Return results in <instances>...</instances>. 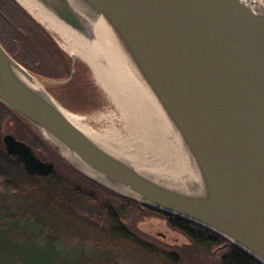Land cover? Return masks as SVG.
<instances>
[{"label": "water", "instance_id": "obj_1", "mask_svg": "<svg viewBox=\"0 0 264 264\" xmlns=\"http://www.w3.org/2000/svg\"><path fill=\"white\" fill-rule=\"evenodd\" d=\"M33 1L87 45L101 41L113 53L190 175L164 176L89 137L1 43L0 103L85 177L213 231L264 264V2ZM74 74L73 64L65 82ZM2 142L26 173H54V162L39 159L25 141L5 135ZM61 146L97 178L65 158Z\"/></svg>", "mask_w": 264, "mask_h": 264}, {"label": "rangeland", "instance_id": "obj_2", "mask_svg": "<svg viewBox=\"0 0 264 264\" xmlns=\"http://www.w3.org/2000/svg\"><path fill=\"white\" fill-rule=\"evenodd\" d=\"M13 2L16 8L29 19L26 17L20 19L16 8L10 3H0V43L14 55L22 66L40 80L45 90L63 108L77 115L82 123L92 130L102 135H115L116 143L124 153L131 155L137 153V150L141 149V140L138 137H130V133L120 120V112L106 100L105 93L96 84L89 66L78 58L71 60L70 56L59 47L44 28L15 0ZM38 45L43 52L37 50ZM72 61L76 62V75L72 81L65 82L72 69ZM64 68L65 70L62 71ZM58 74H62L60 79L53 80ZM47 76L53 79H48ZM31 129L36 132L47 148L60 156L55 146L49 145L34 128ZM25 131L14 120L8 119L2 126L1 137L13 135L22 141L33 138L30 134L29 138H26ZM38 144L40 147L34 148L37 155L42 158L44 155L48 157L50 155L48 151L44 149L41 142L38 141ZM147 153L149 154L148 150H143L139 159H146ZM3 154L7 158V163L3 165L0 162V165L2 164V172H0V264H32V261H40L48 256L47 251L49 250L45 243L50 241V238L55 241V251L58 257L49 264H163L152 260L143 251L136 253L128 248L111 251L99 250L96 245L98 235L94 229L91 230V218H89L91 216L78 210L75 205L70 206L69 204L66 207L63 206L65 210L63 208L62 212L56 211L50 197H47V194L46 197L41 196L40 190L37 195H31L28 180L23 177L24 171H18L17 167L13 166L15 161L12 157L6 156L4 144ZM52 160L53 158L45 159V161ZM64 160L69 163L66 159ZM17 179L20 181L21 190L10 182ZM78 217H86L90 219V222L85 224ZM149 219L131 216L125 223L128 227L140 231L141 236L148 239L154 246L163 248L166 247L165 244L169 245L170 235L173 236L170 230L160 223L161 220L150 221ZM149 222H153L157 229L149 232L140 226ZM34 226L44 227L41 236L32 235ZM157 232L167 235V240ZM31 243L39 246H32ZM15 246L22 247L17 249ZM11 247H14L12 254L9 253ZM18 251L23 256L19 257ZM104 253L107 255L106 258Z\"/></svg>", "mask_w": 264, "mask_h": 264}, {"label": "trees", "instance_id": "obj_3", "mask_svg": "<svg viewBox=\"0 0 264 264\" xmlns=\"http://www.w3.org/2000/svg\"><path fill=\"white\" fill-rule=\"evenodd\" d=\"M3 1H0V3H10L16 8L13 0ZM16 10L21 17L20 19L26 17L18 8ZM26 18L29 19L28 17ZM36 27L38 26L36 25ZM36 48L37 50H41L39 45ZM41 51L43 52V50ZM64 70L65 68L62 71ZM60 75H55L54 79L51 76H47L46 78L58 80L61 77ZM8 119L14 120L19 127L26 130V138H29V134L33 135V138L30 137L27 141L23 140L33 148L40 147L38 141L41 142V145L50 154L48 157L44 155L41 158L44 160L53 158L52 161L55 164V171L49 177H37L27 174L19 164H13V166L17 167L18 171H24L23 177L28 180L31 195H37V192L40 190L43 193H40L41 196L46 197L47 194V197H50L56 211L62 212L63 208L69 204L70 206L75 205L78 210L91 216L89 217L91 218V222L86 217H78V219L85 224L87 222L91 223V230L94 229L98 235L96 245L99 250L111 251L128 248L130 251L136 253L143 251L152 260H157L163 264H260L246 252L213 231L184 218L159 211L121 196L85 177L52 149L47 148L36 132L32 131L31 128L33 127L25 119L0 103V162L3 165H5V162L7 163V158L3 154L1 132L4 122ZM2 164L0 165V172H2ZM6 181L8 182V180ZM10 182H13L17 189L21 190L18 179ZM131 216L150 218V221L154 219L161 220L160 223L168 228L173 235H170L171 242L168 243L169 245L165 244L166 247L158 248L151 244L148 239L141 236L140 231L128 227L125 222ZM153 222L144 223L140 226L150 232L153 229H157ZM33 228V233L31 231L32 235H42V231H44L43 226L40 228L34 226ZM157 234L161 235L162 238H166V240L168 238L167 235L165 236L161 232H157ZM54 243L55 241L52 238L45 243L49 250L47 251L48 256L43 257L40 261L30 262L32 264H49L55 261L58 253L55 251ZM31 245L35 247L39 246L35 243H31ZM19 247L22 246H15L17 249ZM13 248L11 247L9 250L10 254L13 253ZM18 253L19 257L23 256L19 251ZM104 255L106 258V253Z\"/></svg>", "mask_w": 264, "mask_h": 264}, {"label": "bare ground", "instance_id": "obj_4", "mask_svg": "<svg viewBox=\"0 0 264 264\" xmlns=\"http://www.w3.org/2000/svg\"><path fill=\"white\" fill-rule=\"evenodd\" d=\"M15 1L54 38L64 52L89 66L96 84L105 93L106 100L120 112V120L124 123L127 132L130 133V137H138L141 140V149L133 155L124 153L118 147L115 135H102L92 130L82 123L77 115L62 107V111L69 121L113 152L138 163L142 162V166L175 179L189 177L190 170L187 162L176 143L170 139L168 129L161 122L156 110L138 93L113 53L101 41L92 46L87 45L33 0ZM254 1L263 5V0ZM46 139L51 142L48 138ZM52 144L53 146L57 145L54 142ZM143 150H148L149 154L145 155L146 159L140 160ZM60 152L70 162H77L80 170L85 174L97 178L96 174L88 170L78 158L70 155L64 147L61 146Z\"/></svg>", "mask_w": 264, "mask_h": 264}, {"label": "flooded vegetation", "instance_id": "obj_5", "mask_svg": "<svg viewBox=\"0 0 264 264\" xmlns=\"http://www.w3.org/2000/svg\"><path fill=\"white\" fill-rule=\"evenodd\" d=\"M4 47V46H3ZM5 48V47H4ZM5 50L15 59V57H14V55H12L6 48H5ZM71 58V57H70ZM72 59H74V58H71V60ZM16 60V59H15ZM17 61V60H16ZM18 62V61H17ZM73 64L75 65V69H76V62L75 61H72V67H73ZM71 72H72V69H71V71H70V74H69V76H68V78L70 77V75H71ZM75 75H76V70H75V74H74V77H75ZM74 77L72 78V80L74 79ZM67 78V79H68ZM71 80V81H72ZM28 144V143H27ZM29 145V144H28ZM31 146V145H30ZM32 147V146H31ZM33 148V147H32ZM33 150H34V148H33ZM34 153L36 154V156L39 158V159H41V160H43L41 157H39L38 155H37V153L35 152V150H34ZM13 158V157H12ZM13 160L15 161L14 163H17V164H19L21 167H22V169H23V165H22V163L20 162V161H18L16 158H13ZM43 161H45V160H43Z\"/></svg>", "mask_w": 264, "mask_h": 264}]
</instances>
